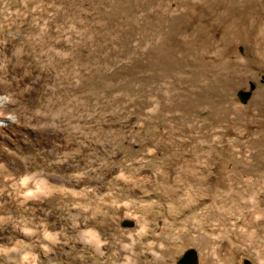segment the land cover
Returning <instances> with one entry per match:
<instances>
[{"label": "rangeland", "instance_id": "374dc122", "mask_svg": "<svg viewBox=\"0 0 264 264\" xmlns=\"http://www.w3.org/2000/svg\"><path fill=\"white\" fill-rule=\"evenodd\" d=\"M219 1L0 0V78L23 80L0 101V264H167L153 257L163 220L138 238L139 209H168L174 156L217 145L210 102L247 107L264 89V14ZM232 216L171 264L189 249L196 264H257L249 242L229 245Z\"/></svg>", "mask_w": 264, "mask_h": 264}, {"label": "bare ground", "instance_id": "6f19581e", "mask_svg": "<svg viewBox=\"0 0 264 264\" xmlns=\"http://www.w3.org/2000/svg\"><path fill=\"white\" fill-rule=\"evenodd\" d=\"M221 1H219L220 4ZM228 1L226 6L230 12L240 5L239 10L250 18L257 19L264 14L263 0ZM210 9L211 3L206 8V12ZM244 75H246L245 72L237 76L236 81L223 82L222 91L227 94L232 92L234 87L243 81ZM8 77L0 78V101L3 100L1 97L3 91L23 85V80ZM223 100L224 97L219 96L207 107V117L211 121L226 123V127L219 132L217 145L207 148L192 147L186 159L173 157L177 172L174 189L166 193L170 201L168 209L152 212L149 208H142L138 211L140 215L137 219L140 225L139 231L136 232L138 238L144 234L147 219L161 218L163 220L161 232L158 234L160 252L153 254L154 259H165L167 264H171L174 256L186 243H197L198 247H205L209 238L202 229L208 225L206 223H215L217 218L218 221L221 217L226 218V211L230 209L234 215L231 217L233 218V230H231L233 234L235 233L236 240L229 245L236 248L237 242L244 244L249 242L250 247L255 250L257 264L262 262L261 258L264 254L262 245L264 238V120L262 119L264 89H259L255 93L247 107L230 106L222 109ZM253 123L256 125L252 126ZM251 127H257L256 131H252ZM232 131L235 138L231 139L228 136ZM0 135L7 137L3 130H0ZM242 140L245 141L242 142ZM187 149L189 150L188 147L185 150ZM248 151L249 154L246 155ZM235 154L239 156L233 158ZM185 184H190V189H185L186 191L181 194ZM201 196H205L207 200L200 201ZM191 231L198 235L188 238ZM95 249L100 250L99 245H96Z\"/></svg>", "mask_w": 264, "mask_h": 264}, {"label": "water", "instance_id": "95a60500", "mask_svg": "<svg viewBox=\"0 0 264 264\" xmlns=\"http://www.w3.org/2000/svg\"><path fill=\"white\" fill-rule=\"evenodd\" d=\"M240 102L244 103L248 98L249 94L246 92H239L237 94ZM197 255L193 249L186 250L183 255L176 261V264H196Z\"/></svg>", "mask_w": 264, "mask_h": 264}]
</instances>
